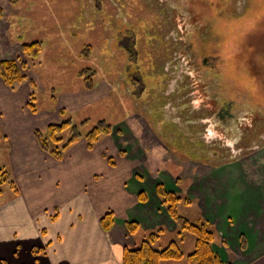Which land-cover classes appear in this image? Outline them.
<instances>
[{"label":"rangeland","instance_id":"374dc122","mask_svg":"<svg viewBox=\"0 0 264 264\" xmlns=\"http://www.w3.org/2000/svg\"><path fill=\"white\" fill-rule=\"evenodd\" d=\"M34 1L41 2V11L35 9L42 17H34V11L22 14L27 0H21V10L0 7V60L17 58L20 72L26 76L11 85L0 77L4 88L0 93L3 125L10 124L8 127L16 131L11 124L22 121L34 135L35 129L44 131L50 123L69 119L84 133L104 120L110 125V133L100 139L112 134L122 141L116 151L122 157L132 151L129 140L136 143L141 153L148 155V161L140 162L141 166L149 164L153 147H164L162 158L168 162L167 169L173 174L175 185L180 186L184 165L188 169L204 155L214 167L234 159L240 165L230 169L238 168L240 175L246 170L264 174V0ZM31 41L41 44V51L34 58L24 56L21 51V44ZM100 89L106 95L99 103L102 108L96 109L93 117L73 108L71 92L79 90L84 94L82 91L87 90L98 97ZM86 99L83 95L79 101L84 103ZM9 105L11 115L7 113ZM221 111L235 116H224L225 122L221 121ZM0 136H4L1 128ZM78 141L87 150L98 143L88 148L83 136ZM38 147L46 158L53 157L39 144ZM107 150H103L106 155L110 152ZM118 153L115 155L119 158ZM27 157L18 166L16 161L13 164L23 171L36 168L33 159L26 160ZM107 158L113 165L114 158ZM83 162L72 166L67 159L55 166L48 165L34 185L17 178L11 168L13 164L10 166L7 157L0 153V167L13 173L11 178L22 191L20 199L11 203L14 191L8 183L0 184V204L7 206L0 209V256L4 259L1 264H16V256L12 254L14 227L18 228L16 236L20 242L17 258L29 262L28 246L44 245L52 231L63 227L76 210L85 209L83 218L90 207L95 214L107 207L120 210L118 178L108 179L110 195L98 191L101 184L85 192L76 190L79 186L84 189V185L74 181L86 180V174L75 178L78 174L73 170H86ZM143 179L139 180L145 186ZM157 184L163 185L154 179L148 187L153 186V200L159 211H164L159 216L168 217L156 194ZM141 195L144 197L146 193ZM254 196L256 200L260 197L258 193ZM185 204V199L177 204L178 214L190 215ZM53 205L59 211L56 221L49 218ZM206 221L216 237L217 226ZM34 226L44 227L45 236L38 234ZM68 226L61 232L66 239L71 232ZM256 227L254 242L259 251L264 248L260 242L263 224ZM158 228L165 229L158 225L144 232ZM135 235L138 243L142 235ZM170 239L178 237L172 231L164 232L154 245L160 248ZM236 244L244 249L241 235L233 241ZM180 245L185 253L190 251L193 235L187 233ZM175 264H186V260Z\"/></svg>","mask_w":264,"mask_h":264},{"label":"crops","instance_id":"0c3cea01","mask_svg":"<svg viewBox=\"0 0 264 264\" xmlns=\"http://www.w3.org/2000/svg\"><path fill=\"white\" fill-rule=\"evenodd\" d=\"M40 3L39 1L27 0L25 8L21 10V0H0V7L5 5L7 8L14 7L20 9L22 14L25 15L34 11V17L36 15L42 17V13L37 14L38 10L35 9V7H38L39 11H41ZM13 15L18 17L16 13H13ZM0 85L2 87L1 82ZM3 89V87L0 89V93L4 92ZM82 92L85 93L81 94L79 90L71 92L73 108L83 110L92 116L93 113L95 114L96 109L102 108L99 103L105 98V90L100 89L98 97H95L87 90ZM83 95L86 96L87 101L80 103L79 99ZM10 108L12 107L9 105L7 107L9 115H11ZM98 116L101 117L99 114ZM3 117H0V120ZM2 123L4 121H0V128L4 136H0L1 140H3L0 146V153L2 152L7 157L10 166L15 161L18 166L21 161L23 162L25 156H28L26 160L33 159L34 164L37 165L34 169L31 167L23 171L21 167L15 166L16 163H14L11 168L17 178L21 177L27 182L37 185V176L39 177V174L42 175L45 167L48 165L55 166L56 163L69 159L72 166L84 161L86 169L73 170L74 173L78 174L75 178L81 177L80 174H86V180L82 178L81 181H74V183L84 185V189L79 186L76 187V190L85 192L88 188H99L101 184L102 188L98 191L110 195L111 187H109L108 179L113 177L120 180L119 190H117L119 193L118 202L121 200V205L119 206L118 204L119 211L107 207L95 214L90 207L86 209V217L83 218L82 214L85 209L76 210L75 215L68 217L67 221L62 225L64 227L69 224L70 237L66 239L63 236L61 233L63 227L54 229L51 238L47 239L44 245L35 246V244H31L28 246L29 262L17 258L20 249V242L17 241L16 236L18 228L15 230V227L12 228V254L16 256V264H122L123 246L134 247L137 244V236L135 234L131 236L125 226V222L131 220L138 222L140 226L136 234L142 235L145 229H153L158 225H163L165 233L172 231L176 234V224L169 215L167 214L170 219L163 214L161 217L159 216L164 211L160 212L155 200H153V186L148 187L154 179L161 181L167 189L179 191L184 197H188L191 200L190 203L185 204L190 209V215L187 214L185 217L191 220L206 219L214 227L215 225L217 226L213 249L224 261L231 264H264V248L257 251L254 242L257 237L255 228H257L256 226L259 223L263 224L261 233H264L263 173L246 170L245 173H242L244 175L242 177L238 168H236V171L230 169L233 166L238 167L240 165L237 160L232 159L228 164L222 163L214 167L210 162L211 159L204 155L200 156L192 167L189 165L188 169H185L188 166L183 164V186H180L175 185L173 174L167 169L168 162L163 160L164 157L162 158L164 156V147L162 146L156 145V147L152 148L149 164H144V166H141L140 162L148 161L146 152L141 153L140 147L129 140V148L132 150L130 154L128 153L130 156L126 154L122 157L120 152L116 151L118 150V145L123 144V142L118 141L112 134L101 138L90 150L84 148L82 141H78L65 151L61 159H55L50 156L46 158L45 153L38 147L37 140L32 133L33 130L26 129L22 121H15L11 124L16 131H12V126L8 127L10 124L6 123V125H3ZM123 148L125 150V147ZM104 149L110 151L108 155L103 153ZM77 150H80L79 153ZM116 153L119 154V158L116 157ZM27 154H31V156ZM108 156L114 158L113 165L110 164L111 161L107 158ZM38 168H41L39 172L37 171ZM13 173L10 172V174ZM143 177L146 182L145 186L139 180ZM75 178L74 180H76ZM17 187L18 193L10 197L9 202L11 203L21 197V186L20 188L19 186ZM240 187H242V192ZM140 192L146 193L144 198L146 197L147 201L143 202L139 199L138 195ZM255 193L260 195L258 200L254 196ZM256 201V206H254L253 204ZM0 209H7L6 204L1 203ZM43 210H46V207ZM52 210L53 213L50 214L49 218L51 221H56L59 219V211L56 205H53ZM108 211H112L114 222L111 228L105 231L100 224V217ZM68 221L70 222L68 223ZM34 228L38 234L45 236L47 231L44 227L34 226ZM166 228L170 231H167ZM258 234L261 235L259 232ZM240 235L245 239L244 249L238 244L233 245V241ZM260 238V242L262 241L264 244V234ZM15 240L16 243H14ZM37 249L42 251L39 250L36 253L35 250ZM42 258L44 260H41ZM2 261L4 259L0 256V264ZM176 262L178 261H171L169 264H175Z\"/></svg>","mask_w":264,"mask_h":264},{"label":"trees","instance_id":"16d2710c","mask_svg":"<svg viewBox=\"0 0 264 264\" xmlns=\"http://www.w3.org/2000/svg\"><path fill=\"white\" fill-rule=\"evenodd\" d=\"M1 16L2 11L0 9ZM21 51L24 56L34 58L41 51V44L38 41L24 42L21 44ZM17 62V58L0 60V77L8 85L26 78L20 72ZM22 66H24V62H22ZM90 86L89 83L88 87ZM32 110L35 109L32 108ZM108 133H110V125L104 120H100L83 133L78 126L67 119L62 122L48 124L44 131L35 129L34 137L44 151L55 159H61L66 148L80 137L83 136L88 148H91L102 135ZM4 183H8L15 194L18 193V187L14 179L11 178L10 172L4 167H0V184ZM155 191L165 207L166 213L176 224L178 240L170 239L164 246L157 248L154 244L160 240L164 233L163 229L145 231L134 247L123 246L122 264H160L161 261H179L183 258L186 260V264H231L224 261L213 249L212 243L215 239V233L210 223L203 219L191 220L178 214L177 204L184 199L186 203H189L188 198H183L180 194L167 189L162 184H157ZM1 194L2 189L0 188V196ZM138 196L141 201L146 200L142 197L141 192ZM113 222L112 211H108L100 217V224L105 231L111 228ZM125 226L130 234H136L140 228L138 222L132 220L126 221ZM187 233L193 235V247L185 253L180 244L185 242ZM241 241L242 247H244L245 239L243 236H241ZM39 250L42 251L37 249L35 250L36 253Z\"/></svg>","mask_w":264,"mask_h":264},{"label":"flooded vegetation","instance_id":"af4514ba","mask_svg":"<svg viewBox=\"0 0 264 264\" xmlns=\"http://www.w3.org/2000/svg\"><path fill=\"white\" fill-rule=\"evenodd\" d=\"M205 59V58H204ZM224 116H230L231 118H234L235 114L234 113H229V112H219V117L221 118V121L223 120ZM224 121V120H223ZM225 122V121H224Z\"/></svg>","mask_w":264,"mask_h":264}]
</instances>
